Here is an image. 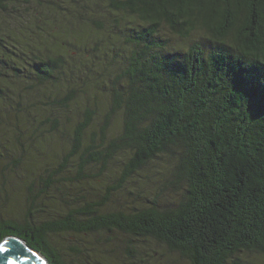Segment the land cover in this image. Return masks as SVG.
Listing matches in <instances>:
<instances>
[{"label": "trees", "instance_id": "16d2710c", "mask_svg": "<svg viewBox=\"0 0 264 264\" xmlns=\"http://www.w3.org/2000/svg\"><path fill=\"white\" fill-rule=\"evenodd\" d=\"M20 169L0 243L48 264H137L62 241L112 233L187 264L264 257V0H0V173Z\"/></svg>", "mask_w": 264, "mask_h": 264}, {"label": "rangeland", "instance_id": "374dc122", "mask_svg": "<svg viewBox=\"0 0 264 264\" xmlns=\"http://www.w3.org/2000/svg\"><path fill=\"white\" fill-rule=\"evenodd\" d=\"M163 39H168L169 45L168 49L171 50L170 47L175 48V51L182 49L181 46H184L186 43L182 42V39L177 37H169L168 33H166L163 30L161 32ZM129 49V46H125L123 48V54H128L126 51ZM172 51V50H171ZM173 51V52H175ZM88 59V58H87ZM107 60L111 58H106ZM90 61V60H89ZM107 63V62H106ZM114 64V63H113ZM116 64H114L115 67ZM123 65V64H122ZM102 66L101 64H94L92 65L93 74H98V71L101 72ZM95 80V79H94ZM94 83V82H93ZM100 100H104V96L99 97ZM82 99H78L77 103H79ZM107 103V102H106ZM74 116V113L72 114ZM112 124V127L110 129V133H114L118 129V122ZM52 144L55 146V149L60 152H53L54 156L56 157H62V148L64 147V144H62V140L58 139V141L54 140ZM31 169H24V170H18V173L11 172V171H4L0 173V181L3 177L6 184V191L9 194V198L7 201H4L2 199L4 195V191L0 189V214L3 216L9 215L16 219H22L24 214L23 210L25 207V195H24V189L25 185H22V182L24 178H22L21 175H25L26 177H31ZM64 175L68 176V171H64ZM151 179L158 184L159 177L153 176ZM22 180V181H21ZM9 186V189L8 187ZM59 190H61V186L58 187ZM37 189V188H36ZM72 191L78 190L77 187H71ZM98 189V188H97ZM65 191V190H62ZM51 195L55 196V198L63 197L66 198V196L62 195L61 192L58 191V189L50 190ZM68 193V190H67ZM99 194L100 191H97ZM151 198V197H150ZM106 237H109L113 240H108L107 238L103 237L102 235L97 234H90V235H83V237H65L62 239V241L66 242L69 240L73 241L75 245L79 243L80 245L82 243L89 242L90 246H94L95 248V255H92V257L101 263H108L112 262L115 263L122 261H135L137 258L138 263L137 264H187L186 260L184 258L177 257L174 253L169 252L168 250H165L164 247H161L160 245L156 244L153 241H150L148 239L146 240H136L131 241L129 237L120 234V233H112L110 235L103 234ZM131 246H135L133 249L134 253L131 255L128 251V249ZM82 247V246H80ZM134 256V257H132ZM243 262L245 264H250L251 262L255 264H264V257H260L259 255L254 254H246L243 255ZM129 263V262H126ZM72 264H76L75 262Z\"/></svg>", "mask_w": 264, "mask_h": 264}, {"label": "water", "instance_id": "95a60500", "mask_svg": "<svg viewBox=\"0 0 264 264\" xmlns=\"http://www.w3.org/2000/svg\"><path fill=\"white\" fill-rule=\"evenodd\" d=\"M5 241L9 243L5 245L7 251L0 252V258L7 257V259H0V264H48L45 257L39 252L33 250L26 242L15 235H9L0 243Z\"/></svg>", "mask_w": 264, "mask_h": 264}, {"label": "snow or ice", "instance_id": "6c2138e0", "mask_svg": "<svg viewBox=\"0 0 264 264\" xmlns=\"http://www.w3.org/2000/svg\"><path fill=\"white\" fill-rule=\"evenodd\" d=\"M8 241H5L3 244H0V252H5L7 251L5 245L8 244ZM0 259H7V257H2ZM8 264H12V261H8Z\"/></svg>", "mask_w": 264, "mask_h": 264}]
</instances>
